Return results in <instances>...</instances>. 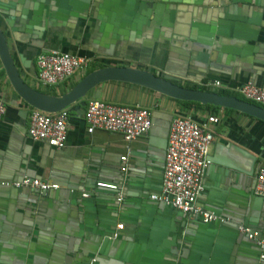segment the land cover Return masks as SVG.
Segmentation results:
<instances>
[{
  "label": "crops",
  "instance_id": "obj_1",
  "mask_svg": "<svg viewBox=\"0 0 264 264\" xmlns=\"http://www.w3.org/2000/svg\"><path fill=\"white\" fill-rule=\"evenodd\" d=\"M0 30L22 81L48 95L63 94L85 70L105 66L167 75L181 85L218 81L238 97L234 89L247 81L264 87V0H0ZM45 51L84 58L87 67L45 88L34 64ZM0 99V264H89L91 258L93 264H264L234 228L264 223V199L252 192L254 173L264 167L263 121L223 108L185 109L146 88L105 82L71 107L100 99L145 108L147 133L130 141L87 133L83 106L76 114L67 110L64 147L53 149L26 136L31 108L16 96L1 64ZM208 116L217 122L207 124L211 163L196 205L228 219L221 225L148 198L159 188L170 119L203 124ZM23 176L59 188L37 196L1 185ZM98 182L121 186V201L95 187Z\"/></svg>",
  "mask_w": 264,
  "mask_h": 264
},
{
  "label": "built area",
  "instance_id": "obj_2",
  "mask_svg": "<svg viewBox=\"0 0 264 264\" xmlns=\"http://www.w3.org/2000/svg\"><path fill=\"white\" fill-rule=\"evenodd\" d=\"M87 63L84 58L64 52H40L34 60L36 80L43 86H56L64 83L73 73L86 69ZM202 86L221 89L218 81ZM234 90L244 100L264 108V87L245 82ZM4 110L5 107L0 99V119ZM67 117L66 109L56 113L30 109L27 116L26 136L31 141L42 142L53 149H61L66 139ZM83 119L87 133L94 130L116 133L126 141L142 137L150 128V113L147 109L135 105L113 104L100 99L85 102ZM216 122L217 118L214 116H208L203 124H198L189 117L170 119L163 154L160 189L157 194L148 196L150 200L169 206L188 217H197L202 223H222L228 220L196 205V199L203 190L201 178L210 163L207 154L213 136L207 124ZM120 161L124 162L125 157H120ZM120 170L124 171V167ZM1 185L13 189L30 188L38 195L59 188L58 184L27 176ZM95 187L115 192V200L121 201L120 186L98 182ZM252 192L255 196L264 198V167H259L254 173ZM80 196L86 197L87 194L81 192ZM236 231L254 242L259 249L258 261L264 262V223L259 229L237 224ZM94 260L91 258L89 264H93Z\"/></svg>",
  "mask_w": 264,
  "mask_h": 264
},
{
  "label": "water",
  "instance_id": "obj_3",
  "mask_svg": "<svg viewBox=\"0 0 264 264\" xmlns=\"http://www.w3.org/2000/svg\"><path fill=\"white\" fill-rule=\"evenodd\" d=\"M0 64L16 96L31 109H35L44 113H56L60 110L66 109L76 114L78 113V108L84 106V102H79L77 103V105H74L73 107H71V105L79 100H82L85 97V95L95 86L105 82H119V83H127L131 85L140 86L177 101L194 102L200 105H210L223 109L233 110L242 113L252 119H257L264 122V108L260 106L236 99L235 97L232 96L220 95L211 90L199 91V90L183 88L178 86L177 84L171 83L172 78L170 76L156 75L146 70L132 68L128 66H105L92 70L89 73L85 74L83 77H81L69 90H67L66 92H64L59 96H53L38 92L35 89H32L29 86H27L20 78V75L9 54L5 36L1 32V30H0ZM21 113L26 114V112L24 111ZM209 162L211 163L210 159ZM159 189H160V184L157 192L154 194H157L159 192ZM34 193L37 196H43L45 194L44 193L43 195H38L35 191ZM88 196L89 194L87 193L86 197ZM260 198L264 199L262 197ZM165 207H169V206H165ZM193 218L201 222L197 217H193ZM226 222H222V223L212 222V223H203V224L221 225ZM234 225L236 231L237 223ZM248 241L254 244L253 241L251 240ZM257 251L259 254L258 248Z\"/></svg>",
  "mask_w": 264,
  "mask_h": 264
},
{
  "label": "trees",
  "instance_id": "obj_4",
  "mask_svg": "<svg viewBox=\"0 0 264 264\" xmlns=\"http://www.w3.org/2000/svg\"><path fill=\"white\" fill-rule=\"evenodd\" d=\"M92 70H93V68H89V69L85 70V71L83 72V74H82V77H83L85 74H87V73H89L90 71H92ZM171 83H173V84H177L178 86L183 87V88H187V89H193V90H199V91H210V90H208L206 87H203V86H201V87H197V86H194V85H181V84H178V83L175 82V81H171ZM70 87H71V86H68L67 88L69 89ZM214 92L217 93V94H220V95L232 96V97H235L236 99H239V100H242V101H245V102L251 103V102H249V101L244 100L242 97H238L237 95L230 94V93L226 92L225 90L218 89V90H214ZM174 101H176V102L180 103L181 105H183V107H184L185 109H188L189 106L205 107V108H207V109H210L211 111H214V110L219 109V107H214V106H210V105H200V104H197V103H194V102H184V101H177V100H174ZM252 104H253V103H252ZM254 105H256V104H254ZM257 106H258V105H257ZM225 110H226V111H232V110H227V109H225ZM67 113L69 114V111H67Z\"/></svg>",
  "mask_w": 264,
  "mask_h": 264
},
{
  "label": "rangeland",
  "instance_id": "obj_5",
  "mask_svg": "<svg viewBox=\"0 0 264 264\" xmlns=\"http://www.w3.org/2000/svg\"><path fill=\"white\" fill-rule=\"evenodd\" d=\"M45 88H54L56 86H44Z\"/></svg>",
  "mask_w": 264,
  "mask_h": 264
}]
</instances>
